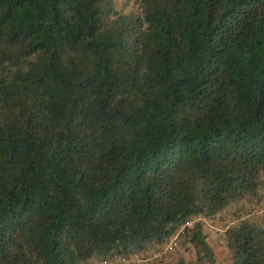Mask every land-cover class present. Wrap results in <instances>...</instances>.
I'll return each mask as SVG.
<instances>
[{
    "label": "trees",
    "instance_id": "1",
    "mask_svg": "<svg viewBox=\"0 0 264 264\" xmlns=\"http://www.w3.org/2000/svg\"><path fill=\"white\" fill-rule=\"evenodd\" d=\"M134 3L0 0V264H264V0Z\"/></svg>",
    "mask_w": 264,
    "mask_h": 264
},
{
    "label": "rangeland",
    "instance_id": "2",
    "mask_svg": "<svg viewBox=\"0 0 264 264\" xmlns=\"http://www.w3.org/2000/svg\"><path fill=\"white\" fill-rule=\"evenodd\" d=\"M114 1L116 3V7L119 10H121L122 12H124V13H129V12H134L135 11L136 6H135V3H134V0H114ZM260 184L262 186H264V177L261 178ZM262 207H264V205L256 206V208L253 209L252 212H255L256 209H259V208H262ZM223 228L224 227H220L221 230ZM218 230L212 228L211 226L210 227L206 226V231L208 232L209 237L211 238V242L214 244L213 248H214V250L216 252V258H217L216 263L218 261H221L222 259L224 260V257H225L224 248H223V246L220 245V241H219V238H218ZM185 251L188 252V250H185ZM174 258H175V255L172 254L167 259L168 260L169 259L174 260Z\"/></svg>",
    "mask_w": 264,
    "mask_h": 264
},
{
    "label": "built area",
    "instance_id": "3",
    "mask_svg": "<svg viewBox=\"0 0 264 264\" xmlns=\"http://www.w3.org/2000/svg\"><path fill=\"white\" fill-rule=\"evenodd\" d=\"M256 213L258 214H264V207L256 209L255 212L251 211V215L254 216L256 215ZM161 257V252H156L154 254L148 253V252H144V253H133L130 257H126L125 255L122 254H116L113 255L110 258H107L106 260L103 261H99L96 264H113L114 262H123V263H127L130 260L133 262H141V261H146V260H152L154 258H160Z\"/></svg>",
    "mask_w": 264,
    "mask_h": 264
},
{
    "label": "crops",
    "instance_id": "4",
    "mask_svg": "<svg viewBox=\"0 0 264 264\" xmlns=\"http://www.w3.org/2000/svg\"><path fill=\"white\" fill-rule=\"evenodd\" d=\"M218 225V224H217ZM212 228H214L213 226H211ZM217 229V228H216ZM211 244H213V243H211ZM214 245V244H213Z\"/></svg>",
    "mask_w": 264,
    "mask_h": 264
}]
</instances>
